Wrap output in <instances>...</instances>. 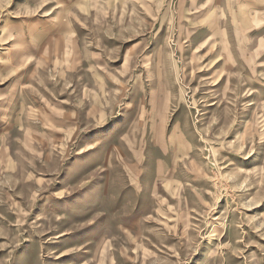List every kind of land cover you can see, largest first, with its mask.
Here are the masks:
<instances>
[{
  "label": "rangeland",
  "instance_id": "374dc122",
  "mask_svg": "<svg viewBox=\"0 0 264 264\" xmlns=\"http://www.w3.org/2000/svg\"><path fill=\"white\" fill-rule=\"evenodd\" d=\"M200 1L0 0V264H264V60Z\"/></svg>",
  "mask_w": 264,
  "mask_h": 264
},
{
  "label": "crops",
  "instance_id": "0c3cea01",
  "mask_svg": "<svg viewBox=\"0 0 264 264\" xmlns=\"http://www.w3.org/2000/svg\"><path fill=\"white\" fill-rule=\"evenodd\" d=\"M214 2L217 7L215 11L223 13L220 20L225 23L224 26L222 23L218 25L216 30L218 37L221 40L231 38L230 42L234 45L230 59L234 56V59L242 61L246 55L247 58L264 60V56H259L260 53L264 54V0H214ZM86 79L84 75L70 78L73 84L79 86L86 85Z\"/></svg>",
  "mask_w": 264,
  "mask_h": 264
},
{
  "label": "bare ground",
  "instance_id": "6f19581e",
  "mask_svg": "<svg viewBox=\"0 0 264 264\" xmlns=\"http://www.w3.org/2000/svg\"><path fill=\"white\" fill-rule=\"evenodd\" d=\"M98 195H99V194H98ZM97 198H99V196H98Z\"/></svg>",
  "mask_w": 264,
  "mask_h": 264
}]
</instances>
